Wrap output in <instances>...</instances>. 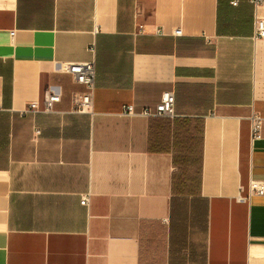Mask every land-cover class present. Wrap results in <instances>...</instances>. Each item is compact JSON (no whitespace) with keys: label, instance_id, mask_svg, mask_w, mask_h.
Listing matches in <instances>:
<instances>
[{"label":"crops","instance_id":"1","mask_svg":"<svg viewBox=\"0 0 264 264\" xmlns=\"http://www.w3.org/2000/svg\"><path fill=\"white\" fill-rule=\"evenodd\" d=\"M234 1L0 0V264H264V3Z\"/></svg>","mask_w":264,"mask_h":264},{"label":"built area","instance_id":"2","mask_svg":"<svg viewBox=\"0 0 264 264\" xmlns=\"http://www.w3.org/2000/svg\"><path fill=\"white\" fill-rule=\"evenodd\" d=\"M256 7H260L264 0H253ZM237 5L238 1L233 2ZM163 34L162 32H160ZM182 33L181 29L175 30L176 35ZM12 35L14 33L12 32ZM264 38V16L256 13L255 18V31L254 39ZM73 80L76 85L82 87L81 90H77L72 95V112L76 114H92L94 112V95H95V78L96 69L95 62L88 61L83 63H69L63 69ZM61 101L60 92L51 87L48 89L43 97V105L40 106L39 102H33L28 107L27 111L37 112L43 111L47 113L55 112V104ZM3 107L0 105V112ZM124 112L128 114H136L133 105H127L124 107ZM145 116H167L173 117L175 115V94L172 91H166L162 94L160 102L154 107H145L140 112ZM262 124L263 118L254 114L252 117V136L254 139H260L262 137ZM253 196H264V179H251L249 185V196L251 199ZM241 199H245L242 198ZM90 197L85 195L81 199V204L84 206H89Z\"/></svg>","mask_w":264,"mask_h":264},{"label":"rangeland","instance_id":"3","mask_svg":"<svg viewBox=\"0 0 264 264\" xmlns=\"http://www.w3.org/2000/svg\"><path fill=\"white\" fill-rule=\"evenodd\" d=\"M45 94V93H44ZM43 97H44V95H43Z\"/></svg>","mask_w":264,"mask_h":264}]
</instances>
